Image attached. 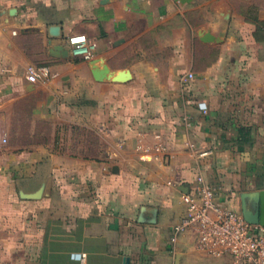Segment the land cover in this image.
Here are the masks:
<instances>
[{
  "label": "crops",
  "instance_id": "1",
  "mask_svg": "<svg viewBox=\"0 0 264 264\" xmlns=\"http://www.w3.org/2000/svg\"><path fill=\"white\" fill-rule=\"evenodd\" d=\"M83 35L132 80L50 56ZM0 126V264H236L172 236L200 174L240 213L264 190V0H0Z\"/></svg>",
  "mask_w": 264,
  "mask_h": 264
},
{
  "label": "built area",
  "instance_id": "2",
  "mask_svg": "<svg viewBox=\"0 0 264 264\" xmlns=\"http://www.w3.org/2000/svg\"><path fill=\"white\" fill-rule=\"evenodd\" d=\"M69 47L74 58L85 61H93L97 52V45L84 35L70 38ZM27 74L31 83H48L58 77L50 66H30ZM7 142L0 126V144ZM220 192L221 188L208 183L203 175L197 177L196 184L182 196L187 212L173 229V243L186 233H194L196 248L210 257L230 256L236 264H264V227L247 222L242 213L222 205Z\"/></svg>",
  "mask_w": 264,
  "mask_h": 264
},
{
  "label": "water",
  "instance_id": "3",
  "mask_svg": "<svg viewBox=\"0 0 264 264\" xmlns=\"http://www.w3.org/2000/svg\"><path fill=\"white\" fill-rule=\"evenodd\" d=\"M15 11V10H14ZM50 33L53 37H60L61 35V27L53 26L50 28ZM207 40H211L210 37H207ZM50 56L55 59H61L64 61H72L73 56L71 54V50L69 46L65 45H54L50 49ZM99 62L101 63L102 68H99ZM93 66V76L95 80L98 82H102L104 80H111L115 83H128L132 80V73L129 69L119 71L117 73L113 72L108 65L105 64L104 60H95L92 62ZM117 172V170H116ZM45 190V185H43L39 191L33 194H26L25 192L21 193V197L23 199L28 200H39L43 197V193ZM188 193V192H186ZM242 200V214L247 222L260 225L264 227V190L256 191L252 193H245L241 196ZM157 211H153V219L152 223L156 222ZM140 221H144L143 218ZM129 263V259H127V264Z\"/></svg>",
  "mask_w": 264,
  "mask_h": 264
},
{
  "label": "rangeland",
  "instance_id": "4",
  "mask_svg": "<svg viewBox=\"0 0 264 264\" xmlns=\"http://www.w3.org/2000/svg\"><path fill=\"white\" fill-rule=\"evenodd\" d=\"M79 140H81L82 145H79V149H82L83 151H91L92 149H96L95 147V141L92 135L87 130L79 129Z\"/></svg>",
  "mask_w": 264,
  "mask_h": 264
}]
</instances>
